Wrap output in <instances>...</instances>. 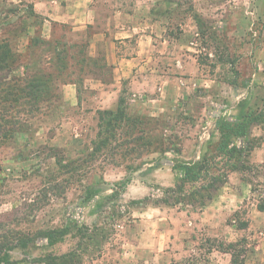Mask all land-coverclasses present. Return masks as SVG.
Segmentation results:
<instances>
[{"label": "rangeland", "instance_id": "374dc122", "mask_svg": "<svg viewBox=\"0 0 264 264\" xmlns=\"http://www.w3.org/2000/svg\"><path fill=\"white\" fill-rule=\"evenodd\" d=\"M113 4L133 15L138 9L146 26L162 21L158 39L169 45L155 62L164 69L192 55L198 81L188 99L159 115L157 104L140 106L142 113L131 109L146 117L152 145L133 143L129 147L139 148L126 158H99L98 113L83 108L81 89L77 105L75 93L71 103L65 92L94 67L104 78L111 74L103 61L89 58L91 26L69 40L71 29L53 23L48 38L45 23L29 17L30 2L0 0V55L11 53L9 68L0 71V245L2 237L11 244L19 237L27 241L5 247L0 259L7 253L9 264H45L49 256L75 253L71 264H179L192 257L232 264L228 253H208L210 239L215 246L242 241L244 264H264V214L258 210L264 205V123H250L235 139L240 149H252L250 156L202 211L162 202L163 189L180 176L175 168L215 152L221 122L264 119V0ZM42 76L49 95L36 101L29 85ZM126 99L130 103L128 94ZM166 148L181 153H164ZM52 230L67 234L49 245L45 235Z\"/></svg>", "mask_w": 264, "mask_h": 264}, {"label": "crops", "instance_id": "0c3cea01", "mask_svg": "<svg viewBox=\"0 0 264 264\" xmlns=\"http://www.w3.org/2000/svg\"><path fill=\"white\" fill-rule=\"evenodd\" d=\"M27 1L35 14L44 18L43 28L48 38L52 36L53 23L71 29L69 40L81 38L80 32L90 25L89 58L95 62L103 61L111 69L109 78H104L100 67H94V73L87 76L82 85L74 82L66 85L65 92H68L71 103L73 92L78 104L81 89L85 93L82 100L84 109L93 110L91 113L94 115L99 110H114L123 88L127 86L129 106L134 113H142L140 106L157 104L159 112L155 115H159L172 102L188 99L192 94L191 85L198 81L199 76V68L192 62V55L188 57L191 61H177L164 69L155 62L157 52L165 54L169 45L167 39H158L163 31L162 21L146 26L145 20L139 18L138 9L134 15L130 14L121 6H115V0ZM188 85L190 93L186 92Z\"/></svg>", "mask_w": 264, "mask_h": 264}, {"label": "trees", "instance_id": "16d2710c", "mask_svg": "<svg viewBox=\"0 0 264 264\" xmlns=\"http://www.w3.org/2000/svg\"><path fill=\"white\" fill-rule=\"evenodd\" d=\"M29 9V17L34 19V21L41 19L42 25L44 23V18L35 14L32 5ZM74 46L77 45H72V47ZM9 57H11V53L5 54L4 57L0 55V71L10 66L7 65ZM60 58L62 60L63 57ZM29 88L30 93L28 94L30 96H35L36 101L49 95L50 87L47 85L44 76L31 80ZM127 94L128 90L124 87L119 96L116 109L98 111V133L97 139L94 142V155L99 154V158L103 157L102 159L107 160L116 155H121L126 158L139 147L146 148L152 145V142L146 139V117L131 113L129 102L126 99ZM13 101L16 102L17 100L15 99ZM252 122L264 123V119L259 121V116H256L247 123L221 122L218 127L220 138L215 152L210 153L207 151L199 161L184 162L181 166L175 168L176 170L179 169L180 176L175 186L163 189L164 197L162 202L166 205H182L195 212L202 211L207 207L215 199L218 192L228 183L229 174L231 172L243 170L245 166L244 160L250 156L252 149H240L235 144V139L246 135V129L249 128ZM13 131H11V133ZM11 133L9 136L10 138L13 137V133ZM145 140L147 142H145ZM133 143L139 147H129ZM170 151H174L178 154L181 153L179 149H164V153ZM116 194L118 193H115V195ZM133 204L137 205L138 202H133ZM258 210L264 212V205H259ZM246 227L247 224H243L241 229H245ZM66 234V230H52L49 231L45 237L49 245H55L61 242ZM2 238H5V240L0 245V253L5 247L9 250H14L20 246H26L25 244L27 242L25 238L23 241V238L21 239L19 237L15 238V242L12 241L11 244L7 237ZM207 242L209 244V254L213 251H221L231 255L232 264H244L242 253L239 250L242 241L228 244L222 243L218 246H215L210 239ZM70 257H75V253L60 257L49 256L45 264H71V261L68 260ZM0 261L9 264V255L5 253ZM179 264H201V260L198 257H192L186 262Z\"/></svg>", "mask_w": 264, "mask_h": 264}]
</instances>
